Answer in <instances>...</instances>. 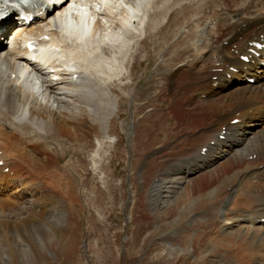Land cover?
Returning a JSON list of instances; mask_svg holds the SVG:
<instances>
[{
	"label": "bare ground",
	"instance_id": "obj_1",
	"mask_svg": "<svg viewBox=\"0 0 264 264\" xmlns=\"http://www.w3.org/2000/svg\"><path fill=\"white\" fill-rule=\"evenodd\" d=\"M8 1L0 0V9ZM77 1L51 2L46 21L15 38L17 48L0 46V236L37 229L33 217L50 221L53 210L40 204L54 196L64 220L61 242L66 253L74 251L76 212L96 202H81L72 179L60 184L58 157L64 145L75 146L92 153L97 167L103 143L113 147L109 127L120 109L113 90L124 89L131 100L137 95L134 72L148 59L145 34L158 49L163 43L173 51L160 65L169 72L157 73L162 85L148 98L162 145L140 161L134 220H153L157 186L167 181L163 189L174 195L164 212L186 211L179 229L192 230L185 254L194 264H264V226L257 224L264 218V62L239 61L264 35V0H109L96 3L97 13ZM174 9L177 16H163ZM35 30L41 53L66 67L56 73L59 82L22 59L20 41ZM230 68L237 73L227 78ZM251 77L257 85L246 83Z\"/></svg>",
	"mask_w": 264,
	"mask_h": 264
},
{
	"label": "rangeland",
	"instance_id": "obj_2",
	"mask_svg": "<svg viewBox=\"0 0 264 264\" xmlns=\"http://www.w3.org/2000/svg\"><path fill=\"white\" fill-rule=\"evenodd\" d=\"M177 15V9L163 13L168 20ZM166 36L169 39L166 38L167 41L173 38L170 30ZM143 39L148 59L143 60L134 72L135 78L139 80L137 95L131 100L123 92L124 89L116 87L113 90L115 96L120 99V109L109 127V140L114 142L113 147L103 143L102 151L105 157L97 167L91 164L92 153L88 154L85 150L77 153L75 151L79 149L75 146L72 149V146L64 145L67 150L64 149V153L58 157L60 175L65 174L60 184L72 179L70 187L80 196L81 202H96H86L87 206L76 212L78 227L74 228L73 234L78 240L74 251L65 252V242H61L60 238V225L64 220L58 200L49 196L41 202L40 207L53 210L50 221L33 217L32 220L38 228L23 230L25 234L20 232V236L15 231L9 233L7 240L10 246L6 237L0 236V264H194L192 258L185 254V246L192 239V236L189 237L192 230L179 229L186 211L178 212L175 216L164 212V202L169 195H174L163 189L169 182L163 180L164 184L159 183L160 194L156 199L157 207L153 209V220H134L133 206L137 202L140 161L144 155L162 145L159 136L163 130L156 127L155 120L151 118L155 110L149 99L162 85V81L157 79V73H164L168 69L160 65L169 63L173 51V47L163 43L158 49L145 34ZM160 50H164L163 54ZM181 58L169 66L174 67L180 63ZM182 59L186 61V55ZM123 76L118 82L123 81ZM204 156L209 157L210 154ZM212 157L220 158L217 155ZM170 202L171 199L168 203ZM102 209L105 210L104 214L100 213ZM182 238L184 242H180ZM36 243L40 245L39 249L35 247ZM22 256H25L28 262H24Z\"/></svg>",
	"mask_w": 264,
	"mask_h": 264
}]
</instances>
